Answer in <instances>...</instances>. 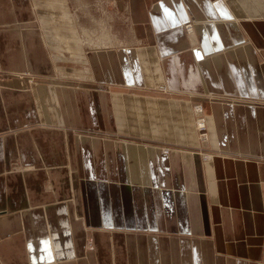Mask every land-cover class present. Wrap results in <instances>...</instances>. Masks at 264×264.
Instances as JSON below:
<instances>
[{
  "label": "crops",
  "instance_id": "1",
  "mask_svg": "<svg viewBox=\"0 0 264 264\" xmlns=\"http://www.w3.org/2000/svg\"><path fill=\"white\" fill-rule=\"evenodd\" d=\"M0 264H264V0H0Z\"/></svg>",
  "mask_w": 264,
  "mask_h": 264
},
{
  "label": "bare ground",
  "instance_id": "2",
  "mask_svg": "<svg viewBox=\"0 0 264 264\" xmlns=\"http://www.w3.org/2000/svg\"><path fill=\"white\" fill-rule=\"evenodd\" d=\"M102 29H103L102 36H101V34H99L100 36H98V37L96 36L97 38H90L89 36H90V33L91 32L90 33H87V30L88 29L86 30V33L84 32V34H86L89 37V39L87 40V45L90 46L92 49H95L96 50V49L110 48L111 46L114 47L113 45L115 44V42L117 43L116 37H113L111 35V33L107 29H105V27H102ZM189 34H191V32ZM82 39L84 40V38H82ZM193 111H194V115H195V119L194 120H195L196 130L199 132V128L200 127H204V130L207 131V116H206V114L204 112V109L201 107V104L200 105H197L194 108ZM205 135H207V134L204 133V135H201V136L204 137L202 139H205L206 140L207 139V136L205 138ZM205 140H202V141H205ZM212 158H213V156L211 155V156H208L206 158V160L207 161H211Z\"/></svg>",
  "mask_w": 264,
  "mask_h": 264
},
{
  "label": "built area",
  "instance_id": "3",
  "mask_svg": "<svg viewBox=\"0 0 264 264\" xmlns=\"http://www.w3.org/2000/svg\"><path fill=\"white\" fill-rule=\"evenodd\" d=\"M192 23H186L185 25H184V29L186 30V32L189 34L190 32L192 33V31H193V26L191 25ZM197 106V105H196ZM195 106V107H196ZM204 133L205 134H207V131L206 130H204V127H200L199 128V132H198V135H199V138L201 139V140H205V139H202V138H204V137H202L201 135H204ZM206 136L207 135H205V138H206ZM202 142H204V141H202ZM166 151V150H165Z\"/></svg>",
  "mask_w": 264,
  "mask_h": 264
},
{
  "label": "rangeland",
  "instance_id": "4",
  "mask_svg": "<svg viewBox=\"0 0 264 264\" xmlns=\"http://www.w3.org/2000/svg\"><path fill=\"white\" fill-rule=\"evenodd\" d=\"M105 26H106V24H105ZM105 26H104V27H105ZM102 31H103V29H102ZM78 36H79V35H78ZM79 38L81 39L80 36H79ZM81 41H82V40H81ZM82 42H83V41H82ZM195 106H196V105H195ZM195 106H194V108H195ZM194 108H193V109H194ZM193 113H194V111H193ZM194 116H195V115H194ZM195 128H196V127H195ZM203 143H204V142H203ZM204 155H205V158H207L208 156H211L212 154L209 153V154H204ZM212 156H213V155H212Z\"/></svg>",
  "mask_w": 264,
  "mask_h": 264
}]
</instances>
